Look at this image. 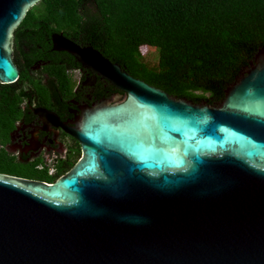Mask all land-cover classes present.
Masks as SVG:
<instances>
[{"label":"water","instance_id":"95a60500","mask_svg":"<svg viewBox=\"0 0 264 264\" xmlns=\"http://www.w3.org/2000/svg\"><path fill=\"white\" fill-rule=\"evenodd\" d=\"M40 0H0V83ZM56 49L126 92L77 132L84 158L53 183L0 173V264H264V47L220 105L137 78L92 45Z\"/></svg>","mask_w":264,"mask_h":264},{"label":"trees","instance_id":"16d2710c","mask_svg":"<svg viewBox=\"0 0 264 264\" xmlns=\"http://www.w3.org/2000/svg\"><path fill=\"white\" fill-rule=\"evenodd\" d=\"M39 23L172 96L214 104L264 47V0H40L21 25ZM142 47L158 49L156 63Z\"/></svg>","mask_w":264,"mask_h":264},{"label":"flooded vegetation","instance_id":"af4514ba","mask_svg":"<svg viewBox=\"0 0 264 264\" xmlns=\"http://www.w3.org/2000/svg\"><path fill=\"white\" fill-rule=\"evenodd\" d=\"M55 33L63 32L43 23L20 24L14 31L13 60L20 79L8 87L0 83V165L9 169L0 173L55 182L84 158L76 133L98 109L128 98L72 53L56 49ZM64 35L81 47L91 46L83 38Z\"/></svg>","mask_w":264,"mask_h":264},{"label":"rangeland","instance_id":"374dc122","mask_svg":"<svg viewBox=\"0 0 264 264\" xmlns=\"http://www.w3.org/2000/svg\"><path fill=\"white\" fill-rule=\"evenodd\" d=\"M142 53L149 63H156L158 60V49L152 47H142Z\"/></svg>","mask_w":264,"mask_h":264}]
</instances>
